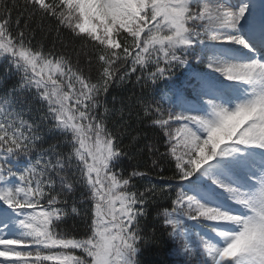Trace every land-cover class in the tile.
<instances>
[{
	"label": "snow or ice",
	"instance_id": "snow-or-ice-1",
	"mask_svg": "<svg viewBox=\"0 0 264 264\" xmlns=\"http://www.w3.org/2000/svg\"><path fill=\"white\" fill-rule=\"evenodd\" d=\"M125 84L140 95L109 107ZM162 246L264 264V0H0V264H163L144 258Z\"/></svg>",
	"mask_w": 264,
	"mask_h": 264
},
{
	"label": "trees",
	"instance_id": "trees-1",
	"mask_svg": "<svg viewBox=\"0 0 264 264\" xmlns=\"http://www.w3.org/2000/svg\"><path fill=\"white\" fill-rule=\"evenodd\" d=\"M13 18H15V13H13ZM133 81L135 80V77L132 78ZM149 91V89H144V92L147 93ZM141 93V89L139 85H136L135 87H133L132 84H125V85H115L112 89H110L109 95L107 96V100L109 102V107H111V101H112V97L116 96L117 97V107H119V99L120 98H127L129 96H132L133 94L135 95H140ZM132 124H133V128L136 131L141 132V134L147 133V140L142 139L140 142V146L142 147L144 144L148 143L149 141H153L156 140L157 137V133L152 130L151 128L147 127V121H145L144 123H138L135 117V114L133 115V119H132ZM111 126V124H110ZM124 143L127 144L128 143V139L125 138ZM45 147H47V144H45ZM158 147L160 148V152L164 151V146H163V141L159 140L158 141ZM159 154H157L158 156ZM156 157H150L148 152L145 150L139 154H137L135 156L134 159L132 160H125V163L123 165V167L130 172L132 170V168L134 167H139L141 170H148L151 169L152 166V159H154ZM161 165L164 168V172H163V176L167 177L170 176L172 174V165H170L167 161L162 160L161 161ZM159 171V169H152L151 171V176L153 178V180H158L159 177L157 176V172ZM146 181H139V183H145ZM77 196L79 197V194H77ZM170 202L168 201H161V206H168ZM150 211L152 212V216L149 217V222L152 221V217L155 215V207H153L152 209H150ZM73 226H75L76 230H77V234L81 235L84 231V226L83 224L79 221V220H69L68 224L66 225V227L68 228H72ZM157 235L159 236V231L157 232ZM146 260H155V261H160L163 262V264H168L169 261V256L167 254V246H162L158 253L152 252V253H145V257Z\"/></svg>",
	"mask_w": 264,
	"mask_h": 264
},
{
	"label": "rangeland",
	"instance_id": "rangeland-1",
	"mask_svg": "<svg viewBox=\"0 0 264 264\" xmlns=\"http://www.w3.org/2000/svg\"><path fill=\"white\" fill-rule=\"evenodd\" d=\"M257 2H259V0H257Z\"/></svg>",
	"mask_w": 264,
	"mask_h": 264
}]
</instances>
